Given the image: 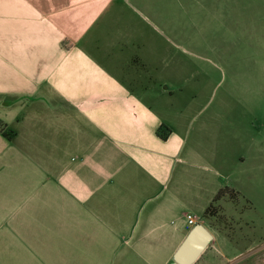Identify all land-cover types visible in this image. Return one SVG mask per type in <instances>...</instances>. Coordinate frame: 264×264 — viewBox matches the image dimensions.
Masks as SVG:
<instances>
[{
    "label": "crops",
    "instance_id": "1",
    "mask_svg": "<svg viewBox=\"0 0 264 264\" xmlns=\"http://www.w3.org/2000/svg\"><path fill=\"white\" fill-rule=\"evenodd\" d=\"M125 1L0 0V264H171L186 216L222 189L202 179L199 192L214 159L174 129L162 139L134 103L149 63ZM233 198L203 224L213 239L194 264L235 258Z\"/></svg>",
    "mask_w": 264,
    "mask_h": 264
},
{
    "label": "rangeland",
    "instance_id": "2",
    "mask_svg": "<svg viewBox=\"0 0 264 264\" xmlns=\"http://www.w3.org/2000/svg\"><path fill=\"white\" fill-rule=\"evenodd\" d=\"M128 1L121 10L133 34L128 42L144 44L149 63L142 83L128 85L141 96L134 103L160 117L161 136L174 129L198 144L206 162L214 159L196 172L199 192L205 179V186L213 183L236 196L234 220H242V227L235 229L228 253L235 258L225 264H264V0ZM118 25L123 28V21ZM190 215L202 224L209 217ZM223 220L215 222L222 226ZM222 261L211 252L198 264Z\"/></svg>",
    "mask_w": 264,
    "mask_h": 264
},
{
    "label": "water",
    "instance_id": "3",
    "mask_svg": "<svg viewBox=\"0 0 264 264\" xmlns=\"http://www.w3.org/2000/svg\"><path fill=\"white\" fill-rule=\"evenodd\" d=\"M213 237L202 224H196L175 252L171 264H194L211 243Z\"/></svg>",
    "mask_w": 264,
    "mask_h": 264
},
{
    "label": "trees",
    "instance_id": "4",
    "mask_svg": "<svg viewBox=\"0 0 264 264\" xmlns=\"http://www.w3.org/2000/svg\"><path fill=\"white\" fill-rule=\"evenodd\" d=\"M162 139H165L166 138V135H162L161 136ZM230 190H227V189H221L217 194L216 196L214 197L212 203L209 205V207L206 209V211L204 212L203 214V217L209 215V217H212L214 215H217V210H216V207L214 204H216L217 202L221 201L222 199L224 198H229L231 200H233V193L231 192H228ZM215 213V214H213ZM208 217H206L207 219Z\"/></svg>",
    "mask_w": 264,
    "mask_h": 264
},
{
    "label": "built area",
    "instance_id": "5",
    "mask_svg": "<svg viewBox=\"0 0 264 264\" xmlns=\"http://www.w3.org/2000/svg\"><path fill=\"white\" fill-rule=\"evenodd\" d=\"M186 222L188 227H194L196 224H198L197 217L193 215H187Z\"/></svg>",
    "mask_w": 264,
    "mask_h": 264
}]
</instances>
